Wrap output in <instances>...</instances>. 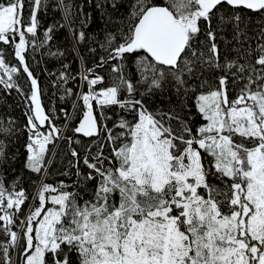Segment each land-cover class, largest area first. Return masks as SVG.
I'll use <instances>...</instances> for the list:
<instances>
[{"label":"snow or ice","instance_id":"obj_1","mask_svg":"<svg viewBox=\"0 0 264 264\" xmlns=\"http://www.w3.org/2000/svg\"><path fill=\"white\" fill-rule=\"evenodd\" d=\"M32 4L26 24L24 0L0 2V42L14 44L21 65L28 43L25 34L36 35V10L42 0H32ZM224 5L264 12V0H162L160 4L136 0L132 12L136 22L111 58L143 53L139 65L147 88L142 96L161 89L171 76L177 93L183 89L187 99L196 88L185 87L184 76L195 71L196 61L223 69L226 75L218 78V85L196 77L199 88L210 89L193 98L206 123L194 130L191 116L186 121L174 110L150 112L143 99H135V85L123 77L97 92L94 86L100 78L85 75L89 91L81 99L86 110L75 133L100 134L93 101L101 108L117 105L133 113V119H121L118 127L122 131L115 135L103 129L114 146L108 156L100 151L93 157L96 163L84 160L95 173L87 179L98 182L93 199L78 202L75 193L63 190V184L55 187L41 181L34 198L38 206L21 221L23 243L11 231L14 213L6 209L19 212L27 197L24 191L7 193L0 181V211L5 212L0 221L8 226L3 231L10 239V244L0 246L5 264H11L10 247L20 249L22 264H76L70 253H76L78 264H264V45L257 49L260 54L255 64L261 66L257 69L236 61L221 66L215 43L207 59L192 43L201 32V21L208 25L209 39L215 40L211 21L214 10L219 12ZM232 19L238 25L241 17L236 14ZM79 38L84 39V33ZM0 69L8 76L0 84L15 87L12 74L18 69L7 66L3 58ZM23 70L31 80L29 99L34 106L28 116L26 167L42 173L50 163L46 160L51 151L48 145L59 138L60 130L40 131L49 117L40 102L37 80L27 66ZM229 72L233 83L246 80L233 99L228 95ZM123 92L128 94L126 99ZM172 121H177L175 127ZM243 141H250L251 147ZM105 161L109 167H104Z\"/></svg>","mask_w":264,"mask_h":264},{"label":"trees","instance_id":"obj_2","mask_svg":"<svg viewBox=\"0 0 264 264\" xmlns=\"http://www.w3.org/2000/svg\"><path fill=\"white\" fill-rule=\"evenodd\" d=\"M0 2L7 3L8 0ZM153 3L160 4L162 0H153ZM135 4L136 0H42L41 7L36 10V35L25 34L28 42L23 53L25 64L21 65L15 57L13 43H0V52L3 54L0 58L5 60L7 66L18 69L12 74L15 87L8 89L4 84H0V181L3 182L7 193L24 191L27 197L19 212L6 209L8 213H14L11 231L21 236L20 243H23L25 231L21 221L26 220L30 210L38 206L39 202L34 198L37 197L41 181L55 187L63 184V190L75 193L78 202L93 199L98 182L96 179H87L89 174L95 173L87 167L84 160L96 163L93 157L100 151L104 156H108L114 146L103 129H111L115 135L122 131L118 127L121 119H133V113L117 105L101 108L93 101L100 134L92 138L77 135L73 129L78 126L86 110L81 95L89 91L87 81L83 79L85 75L89 79L100 78L101 82L94 86V91L97 92L114 86V82H119L117 78L123 77L135 85V99H143L150 112L166 113L174 110L186 121L191 116L190 125L194 130L196 126L206 123L198 113L193 98L200 91L207 92L210 89L207 86L199 88L200 80L196 77L199 75L201 80L208 79L218 85V78L226 75L223 69L213 68L189 56L190 60L196 61L193 64L195 71L184 76L187 81L185 87H195V93H190L185 99L183 89L178 94L174 86L175 81L169 76L161 89L142 96L147 88L141 76L144 69L139 65L143 53H126L123 58H111L114 49L124 42L123 38L128 34L130 25L136 22L132 19ZM32 10V0H24L23 17L26 24ZM214 12L211 30L215 40L209 39L208 25L201 21V32L192 42L197 53L203 52L204 58L207 59L211 55V43H215L221 66L236 61L238 64H252L259 69L261 66L255 64V60L260 54L257 49L264 45V12L233 9L227 5L219 12ZM236 14L241 17L238 25L232 19ZM221 17L224 19L221 20ZM80 33H84L85 38L82 40L79 38ZM15 42H19L18 36L15 37ZM102 60L106 63L102 64ZM25 66L37 80L40 102L49 117V121L40 130H50L52 127L60 130L56 134L59 138L50 145L51 151L46 154V160L50 163H46V171L42 173H34L26 167V145L30 135L28 116L32 114L30 109L34 106L29 99L32 88L31 80L23 70ZM113 68H118V71H113ZM248 74L246 72L244 75ZM146 75L150 76V73ZM227 78L228 95L233 99L246 80L233 83L234 78L230 72L227 73ZM0 79L8 80L2 69ZM256 86L254 84L253 88ZM127 95L126 92L122 93L125 99ZM184 103L187 104V109L184 108ZM172 124L175 127L177 121H172ZM235 140L241 142L240 137H235ZM243 142L251 147L250 141ZM73 151L77 152V156L72 155ZM104 167H109L107 161ZM6 202L5 200V204ZM4 214V211H0V216ZM5 227L8 226L0 221V246L10 244L9 237L3 231ZM69 255L78 264L76 253ZM9 256L11 264H22L18 247H10ZM0 264H5L2 247Z\"/></svg>","mask_w":264,"mask_h":264},{"label":"water","instance_id":"obj_3","mask_svg":"<svg viewBox=\"0 0 264 264\" xmlns=\"http://www.w3.org/2000/svg\"><path fill=\"white\" fill-rule=\"evenodd\" d=\"M231 7V6H230ZM240 9H243V10H247V11H252V10H249V9H244V8H240ZM252 12H254V11H252ZM1 43V42H0ZM94 108V107H93ZM94 114V116H95V112L93 113ZM97 123H98V121H97ZM79 124V123H78ZM98 127L100 128V126H99V123H98ZM77 135H81V136H83L82 134H79V133H76ZM98 135H96V136H92V137H97ZM85 137V136H84ZM92 137H86V138H92Z\"/></svg>","mask_w":264,"mask_h":264},{"label":"bare ground","instance_id":"obj_4","mask_svg":"<svg viewBox=\"0 0 264 264\" xmlns=\"http://www.w3.org/2000/svg\"><path fill=\"white\" fill-rule=\"evenodd\" d=\"M40 131H41V132H45V133H46V132H47V131H49V130H40Z\"/></svg>","mask_w":264,"mask_h":264},{"label":"built area","instance_id":"obj_5","mask_svg":"<svg viewBox=\"0 0 264 264\" xmlns=\"http://www.w3.org/2000/svg\"><path fill=\"white\" fill-rule=\"evenodd\" d=\"M51 145V144H50ZM50 145H48V147H50Z\"/></svg>","mask_w":264,"mask_h":264}]
</instances>
